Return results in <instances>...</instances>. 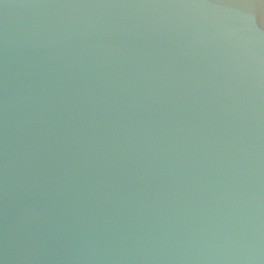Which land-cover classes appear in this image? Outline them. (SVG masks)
I'll return each instance as SVG.
<instances>
[{"label": "water", "instance_id": "1", "mask_svg": "<svg viewBox=\"0 0 264 264\" xmlns=\"http://www.w3.org/2000/svg\"><path fill=\"white\" fill-rule=\"evenodd\" d=\"M0 264H264V0H0Z\"/></svg>", "mask_w": 264, "mask_h": 264}]
</instances>
